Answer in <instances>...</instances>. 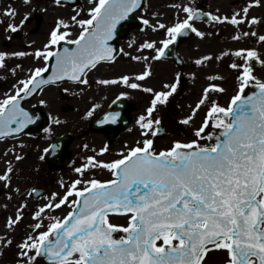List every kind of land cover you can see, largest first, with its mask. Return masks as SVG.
Returning <instances> with one entry per match:
<instances>
[{"label": "snow or ice", "instance_id": "obj_1", "mask_svg": "<svg viewBox=\"0 0 264 264\" xmlns=\"http://www.w3.org/2000/svg\"><path fill=\"white\" fill-rule=\"evenodd\" d=\"M24 2L30 3V0ZM59 2L56 0V3ZM138 5L139 0H98L97 6L89 13L90 19L72 17L82 29L77 39L67 40V43L77 46L75 49L64 48L59 54L37 52L36 57H43L45 61L56 57L59 68L56 79L67 78L87 84L88 81L81 80V76L100 61L113 60L112 49L107 42L112 39L116 24L127 19ZM184 11L189 13L188 20L167 29L172 38L162 42L163 48L157 50L159 55L155 59L163 56L164 49L175 43L176 37L185 29L191 28L196 32L189 23L194 18L192 10L185 8ZM247 11L245 8L244 12ZM13 14L4 13L9 17ZM212 19L223 23L227 18ZM228 22L236 25L244 21L233 17ZM143 23L149 22L145 20ZM251 23L258 21L252 19ZM9 27L13 32L19 30L16 26ZM61 27L68 28L69 25L58 21V27L51 33L49 44L45 47L66 40L70 33L61 32ZM159 27L165 26L161 24ZM196 34L201 35L199 32ZM259 39L264 40V36ZM154 47V43L143 45L148 49ZM234 55L246 60L257 58L254 51H247L245 55L242 50ZM3 67L4 54H0V68ZM231 67L237 66L233 64ZM48 71L47 66L35 69L28 80L19 82L22 87L17 89L16 96L0 102V138L11 132H20L34 122L19 107V100L24 98L21 93L27 96L41 84H48L51 78H43V73ZM252 71L250 66L245 67L243 76L238 77L241 87L228 108L213 102L208 118L215 116L214 126L223 129L215 137V144L176 143L170 151L157 155L153 141L146 139L143 147L132 148L127 156L111 164H102L90 158L91 165L113 171L117 179L108 183L87 181L88 186L82 190H69L58 203L48 204V209L60 208L68 203L70 196L82 198L72 201L76 207L62 221L57 219L47 232L41 233L35 240L29 236L28 240L32 242L20 245L21 255L28 257V264L41 256L52 258V264H203L207 253L213 250H226L229 264H264V82L257 80ZM149 75L151 73L146 70L135 79L143 81ZM122 81L132 89L138 88L136 83L129 84L127 76ZM250 82L254 83L258 92L247 95L244 90ZM175 90L173 86L172 92ZM212 90L223 91L220 88ZM172 92L155 94L152 107L148 109L149 117L156 110L157 103L165 104ZM140 119L144 121L146 118ZM153 123L159 125L160 121L149 119L141 123V127L147 130L142 133L144 136H148L149 132L158 134L159 129L154 131ZM182 123L188 124L189 121ZM13 124L17 127L11 128ZM207 127L206 120L195 135L201 137ZM206 138L212 139L211 136ZM76 171L83 173L84 169ZM80 183V180L75 181L72 188ZM44 211L40 209L41 213ZM109 211L118 215L131 213L129 227L109 223ZM36 218H39V213ZM12 223L10 221L9 226ZM40 226L37 223L36 228ZM114 232L128 235L114 239ZM157 241L163 243L157 246ZM173 241L177 243L173 244ZM33 250L34 255L29 256Z\"/></svg>", "mask_w": 264, "mask_h": 264}, {"label": "rangeland", "instance_id": "obj_2", "mask_svg": "<svg viewBox=\"0 0 264 264\" xmlns=\"http://www.w3.org/2000/svg\"><path fill=\"white\" fill-rule=\"evenodd\" d=\"M196 1L197 0H147L143 10L139 12V15L144 21L147 20L149 23L145 24V28L140 30V32H148V38L151 39L152 43L156 46H159L163 41L170 37L167 29L186 20L189 13L185 12L184 9L190 8L192 10L195 8ZM207 8L212 10L216 17L221 19L227 18L223 23L215 22V24L211 26L199 25L198 30L208 32L209 39L205 42H198L193 47V50H196V48H200L204 43L207 44V53L210 55V60L207 63V66L213 70V74L209 73V76L201 77L198 75L200 72L198 71V76L195 79V87H193V90H191L190 93L186 94L187 96L184 100L176 104H171V101L169 100L170 105L168 109H162L165 116V119H162V121L165 122L167 131L170 134V137L166 140L168 144L177 139L196 140L197 137L194 136V130H196L197 127L199 128V122L201 120L199 112L198 114L196 112V104L198 101L205 100L203 88L204 86L207 87L208 83H211V85H221L223 91L216 92V94L220 96V98H217L220 102L216 105L222 106L226 103V100L228 101L230 95L234 93L237 84L241 82L238 77L243 76V70L245 67L250 66L252 68V74L257 80L260 82L264 80V40L259 39L264 36V0H209L207 2ZM245 8L248 9L247 13L244 12ZM233 17L238 20H243L244 22L233 25L228 22ZM252 19H256L258 23L252 24ZM161 24L165 27L160 28L159 25ZM245 33H247V35H245ZM252 33H255V35H252ZM140 36H142V34H136L135 37ZM234 37L240 38L234 39ZM242 50L245 55L247 51H254L257 54V58L246 60L243 57L234 55V53ZM184 53L187 56H193L196 54V51H190V48L187 47L184 49ZM225 53H227V55H225ZM230 63L235 65L238 63L239 65L244 66L240 69H235L229 66ZM133 64L134 68H137V62ZM154 67H156V69L165 70V72L154 77H159L164 80L167 79L169 82L168 86H170L172 78L171 75L166 72L172 67L164 63H159L158 65L155 64ZM134 68L131 67V70H134L135 73L137 69ZM210 77L218 78L210 79ZM3 79L5 80V86L0 89V102L11 96V88L8 85L5 72L3 73ZM12 83H14V80H12ZM50 89L51 87L46 89L38 97L39 100L45 103L47 107L55 98L60 106V92L58 88H55V90ZM108 92L109 94L114 95L118 90L111 89ZM193 93H196L197 95ZM140 96L141 92L136 88L133 97ZM208 97H211L210 93H207V98ZM208 104L209 103L207 102H203V106L205 107H207ZM89 105L90 103L88 106ZM211 106L212 105L205 108V111ZM85 108L86 107H84V109ZM203 112L201 114H203ZM72 115H77L79 117V114L75 113L66 114V116L61 113L59 114V117H61V120H64L65 117H71ZM78 117L72 119L73 122L71 125H73V129H78L80 127L79 124H77ZM80 117L82 120L87 121L86 114L81 115ZM151 120L155 121L153 118ZM184 120H188L189 123H182ZM58 129L61 131H67L66 126H61ZM47 141L45 143L42 142L41 145H46ZM14 143H17V141L11 142L10 145L14 147ZM90 143H92V141ZM140 143L141 142H139V144ZM7 145H9V143L5 144V147ZM41 150L42 147L40 148V151ZM1 153L2 150L0 149V156ZM8 163V159H2V157H0V177H4ZM31 164L32 163L30 162L28 167H31ZM8 166L10 165L8 164ZM32 168L35 174L37 171L39 172L40 177L38 182L21 185L20 182L13 181V179L17 178L15 169H13L8 177L10 182H5L6 179H0V189L3 188L4 190V192L0 194V214L4 213L3 228L0 232V264H23L15 258L16 249L22 252L20 245L24 244L26 241L31 243L32 241L28 240L29 236L33 237V240H35L39 231L48 228L54 220L62 218L64 213L62 212V208L64 207L65 209H68L69 207L70 209L71 202L75 199L74 195L70 196L68 197L67 204H62L60 208L48 209V204L51 203L55 205L69 190L74 191L72 188L73 185H70V187L66 185V180L70 179L72 181L75 178V175H71V173L68 172H60V174L53 175L52 172L48 171L45 162L41 161V159L37 164L33 165ZM83 179L78 178L76 181ZM31 180L34 181V179ZM35 183L47 185L46 187L50 193L45 196L43 195L40 199H33L30 191ZM41 208L45 209L42 213L40 212ZM26 211H28L29 215L25 214ZM22 213L25 214L24 217H22ZM38 213L39 218L37 219L36 217ZM10 221L14 222L11 226H9ZM111 221L114 223L125 224L128 222V219L122 215H113L111 216ZM37 223L41 225L39 228H36ZM11 239H15L16 241L11 242ZM20 240H22L21 244L18 243ZM9 241L11 243H8ZM219 253L221 256H226L224 252ZM221 256L213 253L210 254L206 260L221 263L224 260ZM24 264H28V261ZM32 264L34 263L32 262Z\"/></svg>", "mask_w": 264, "mask_h": 264}, {"label": "flooded vegetation", "instance_id": "obj_3", "mask_svg": "<svg viewBox=\"0 0 264 264\" xmlns=\"http://www.w3.org/2000/svg\"><path fill=\"white\" fill-rule=\"evenodd\" d=\"M74 1L72 4H61L56 3V0H30V3H25L24 0H0V54H4L3 71L5 72L10 88L12 86L18 87L19 82L23 80L30 68L35 67L37 69L43 63H46L43 57L37 58L36 53H47L55 48V45L50 47L45 46L49 44L51 33L57 29L58 21H63L69 25L68 28H60L61 32L70 33L66 37L67 40H73L80 35L82 29L72 20V17L75 16L77 20L90 19L91 16L89 13L97 6L98 0H78L77 3L76 0ZM5 12H13L14 14L9 17L4 15ZM26 16L28 17L27 20H25ZM10 25L18 27L19 30L16 32L11 31ZM187 43H184V45ZM134 48H136L134 41L128 39L125 42V46L121 45V52L114 61L98 63L96 67L87 72L84 77L88 81L87 84L67 81L63 86H52L50 90H55L57 87L60 92V106L55 98L47 107L39 98L35 97L36 99L33 98L29 101V106L33 105L38 109H42L45 113L46 111L44 109H46L47 116L51 119L60 113L64 114V116L66 114H79V117L77 115L67 117L68 119L65 117L69 124L73 122V118L78 117L77 124L80 127L75 130H70V132L81 131L80 137L74 139L69 146L71 151L74 150L76 152L72 163L67 169L59 171H68L71 175H75L72 181L70 179L66 180L68 187L73 185L76 179L87 178L91 175L86 174L87 172L84 171L83 173L76 171L77 169H81L82 165L88 163L90 158L96 162L108 164L114 155L118 156L120 147H124L133 138L130 133L137 125V116L147 117L148 115L146 109L149 108L151 103L152 92H146L144 89L139 88L147 97L143 95L133 97L135 89L128 87L122 81V78L127 76L129 77V84L143 83L142 86L144 88L151 87L150 78L153 74L151 73L143 81L135 79L134 70H131V67L134 68L133 57L129 54L121 57L123 51L128 50L130 52ZM137 49L144 54L148 52L143 47H137ZM198 50L199 54H195L192 57L193 64L185 62L184 66L178 70L180 78L184 77L186 79V89L191 81L190 71L192 68L200 71L198 75L201 77H207L209 73L213 74V70L207 66V62L210 59H205V57H210L209 53L207 54L208 47L201 46ZM17 53H24L25 55H16ZM146 58L150 59V56L146 55ZM197 61H201V63H197ZM13 71H16L14 84L12 83ZM111 80L120 82L116 84L100 83L101 81ZM152 82L155 84L159 83L158 80ZM155 87L161 89L162 84L160 83ZM111 89H117L118 92L111 95L108 92ZM119 95L127 96L131 102L133 127L131 130L119 134L114 141L110 142L104 132L91 130V122L95 119L97 120ZM89 103L90 105L88 106ZM84 107L86 108L84 109ZM89 112H91V115H88ZM84 114H86L88 121L81 119L80 116ZM50 128L54 129L53 123ZM50 128L39 134L33 133L20 137L17 139V143H14V147L10 145L13 141L6 142L5 144L9 143L6 147L5 144L2 146L0 157L9 160L8 164L11 166L10 171L15 169L16 175L18 176L17 182L31 183V179H35V181L39 180V172L37 171L35 174L32 166L37 164L41 157H44V152L49 141L47 145H41L42 142L45 143L55 135L54 131L51 132V136L48 135L47 131H50ZM91 141L92 143H90ZM41 147L42 150L40 151ZM105 148L107 149L106 151L104 150ZM18 156L21 159H17ZM30 162L32 163L31 167H28ZM73 166L75 170L69 171ZM91 170H93L92 176L97 177L96 179H100L99 177L104 175V169L102 167L96 169L95 166V169L92 168ZM10 241L14 242L16 240L11 239ZM162 243L160 241L159 244Z\"/></svg>", "mask_w": 264, "mask_h": 264}, {"label": "water", "instance_id": "obj_4", "mask_svg": "<svg viewBox=\"0 0 264 264\" xmlns=\"http://www.w3.org/2000/svg\"><path fill=\"white\" fill-rule=\"evenodd\" d=\"M142 3H143V0H139V5L137 6L136 9H139V8L141 7ZM131 15H132V12L129 13L127 19L121 20L119 23L116 24L115 29H114V31H115V36L112 37V39H110V40H108V41H112V40H113L115 37H117V36H122V33L124 32L125 27H124V26L121 27V25H122L124 22H126V21H130L129 23H130L131 25H134V24L136 25V24H137V23L135 22V19H134L133 17H131ZM64 47H65V45H62L61 48H60V51L57 52V53H58V54L61 53V52L63 51ZM76 47H77V46H76ZM108 47H110V45H108ZM58 71H59V68H58V66H57V64H56V57H53V58H52V61H51V64H50V66H49V71L43 73V78H44V79H49V78H51V81H50V82H59L61 79H56V73H57ZM37 79H40V78H37ZM62 80H64V79H62ZM43 85H45V84H41L40 87L43 86ZM255 92H258V89H254L253 91L248 92L247 95H252V94L255 93ZM40 126L43 127L42 125H40ZM10 127H11V128H16L17 125H16V124H13V125H11ZM23 129H24V128H23ZM222 131H223V129L216 130L215 132H213V138H212V140H213L214 144L217 142L216 139H215V137H216L217 135H219L220 132H222ZM20 132H21V131H20ZM20 132H11L9 135H12V134L15 135V134H18V133H20ZM6 136H7V135H6ZM4 137H5V136H4ZM112 187H114V186H112ZM78 199H82V198L79 197ZM109 212H110V211H109ZM51 261H52V260H51Z\"/></svg>", "mask_w": 264, "mask_h": 264}]
</instances>
